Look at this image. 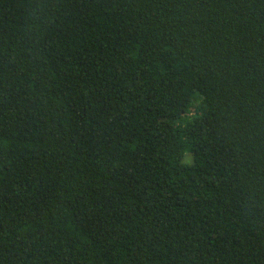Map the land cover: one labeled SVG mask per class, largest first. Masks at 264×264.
I'll return each instance as SVG.
<instances>
[{
	"label": "trees",
	"instance_id": "1",
	"mask_svg": "<svg viewBox=\"0 0 264 264\" xmlns=\"http://www.w3.org/2000/svg\"><path fill=\"white\" fill-rule=\"evenodd\" d=\"M0 264H264V0H0Z\"/></svg>",
	"mask_w": 264,
	"mask_h": 264
},
{
	"label": "rangeland",
	"instance_id": "2",
	"mask_svg": "<svg viewBox=\"0 0 264 264\" xmlns=\"http://www.w3.org/2000/svg\"><path fill=\"white\" fill-rule=\"evenodd\" d=\"M188 159V158H187Z\"/></svg>",
	"mask_w": 264,
	"mask_h": 264
}]
</instances>
